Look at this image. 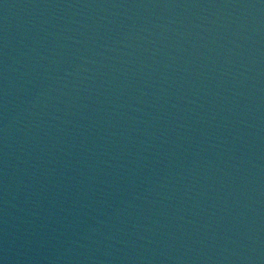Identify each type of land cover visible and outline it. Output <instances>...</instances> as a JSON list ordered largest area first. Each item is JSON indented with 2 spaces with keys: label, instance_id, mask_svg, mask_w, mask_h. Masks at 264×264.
Instances as JSON below:
<instances>
[{
  "label": "water",
  "instance_id": "95a60500",
  "mask_svg": "<svg viewBox=\"0 0 264 264\" xmlns=\"http://www.w3.org/2000/svg\"><path fill=\"white\" fill-rule=\"evenodd\" d=\"M79 264H264V0H68Z\"/></svg>",
  "mask_w": 264,
  "mask_h": 264
}]
</instances>
